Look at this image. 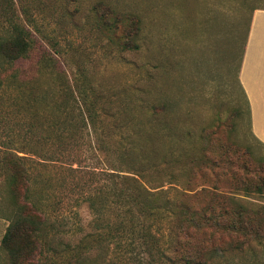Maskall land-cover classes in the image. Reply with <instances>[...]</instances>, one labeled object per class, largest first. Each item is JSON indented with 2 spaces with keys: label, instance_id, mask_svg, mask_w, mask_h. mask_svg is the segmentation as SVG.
<instances>
[{
  "label": "rangeland",
  "instance_id": "obj_1",
  "mask_svg": "<svg viewBox=\"0 0 264 264\" xmlns=\"http://www.w3.org/2000/svg\"><path fill=\"white\" fill-rule=\"evenodd\" d=\"M255 10L264 0H0V29L10 19L33 41L1 76L0 155L27 157L54 223L43 264H139L138 249L107 242L105 217L140 201L160 208L152 222L142 206L146 264H172L170 239L188 227L245 243L206 264H264V189L245 194L264 181V146L238 82ZM102 199L100 221L90 201ZM10 204L0 167V235Z\"/></svg>",
  "mask_w": 264,
  "mask_h": 264
},
{
  "label": "trees",
  "instance_id": "obj_2",
  "mask_svg": "<svg viewBox=\"0 0 264 264\" xmlns=\"http://www.w3.org/2000/svg\"><path fill=\"white\" fill-rule=\"evenodd\" d=\"M6 10L8 11V8ZM5 20L7 26L2 25L5 27L0 29V84L1 76L7 68L17 60L24 58L33 47L32 35L28 29L17 22L12 23L10 19ZM136 23L132 22L131 24L135 25ZM125 47L138 49V45H132L131 41H127ZM240 64L241 59L239 68ZM240 89L246 104L249 126L247 100L241 86ZM237 112L241 114L240 109ZM252 137L254 138L253 135ZM27 161V157L19 156L15 152L1 151L0 167L5 173L8 200L13 213L0 240V252L5 254L7 264H43V260L46 259L43 252L47 250L50 242L47 240L48 235L55 230L53 221L43 208L41 196L39 197V193H35L33 189ZM263 189L264 181L255 189H247L245 194L262 193ZM215 197L223 198L218 194ZM101 202V206L95 210L92 201H90V207L100 221L104 220L103 216L106 214V199H102ZM209 203H212L209 205V213L216 218L218 214L222 216L225 213L217 200ZM143 205L150 209V213L160 209L154 206L152 201L146 203L140 201L137 205L127 203L126 206L116 202L111 207V216L105 217L109 228L107 242L112 243L113 250L116 248L119 251L138 249L139 253L141 252V258L138 259L141 261L139 264L147 263L146 255H144L146 252H148V256L154 258L152 243L148 239L151 225L147 223L148 215L141 214ZM149 217L152 222L155 221L153 213ZM247 219L251 221L253 215L249 213ZM262 221L264 222V213ZM180 230L181 233H174V238L170 239L171 244L168 252L172 264H206L209 262V256L215 252L222 254L242 252L245 245L234 236L226 237L204 228L188 227Z\"/></svg>",
  "mask_w": 264,
  "mask_h": 264
},
{
  "label": "crops",
  "instance_id": "obj_3",
  "mask_svg": "<svg viewBox=\"0 0 264 264\" xmlns=\"http://www.w3.org/2000/svg\"><path fill=\"white\" fill-rule=\"evenodd\" d=\"M238 82L246 96L252 135L264 146V10L251 14Z\"/></svg>",
  "mask_w": 264,
  "mask_h": 264
}]
</instances>
